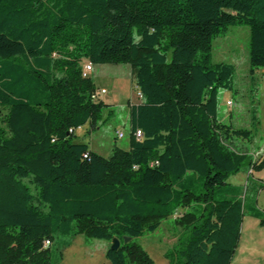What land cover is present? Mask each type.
<instances>
[{
	"label": "trees",
	"instance_id": "obj_1",
	"mask_svg": "<svg viewBox=\"0 0 264 264\" xmlns=\"http://www.w3.org/2000/svg\"><path fill=\"white\" fill-rule=\"evenodd\" d=\"M237 24L264 69V0H0V264H58L80 234L118 238L110 264H155L136 239L181 208L170 264L231 263L246 208L262 212L228 179L264 166L236 144L253 131L219 115L235 68L212 62L213 40ZM87 61L130 65L141 94L129 148L107 157L75 140L113 111Z\"/></svg>",
	"mask_w": 264,
	"mask_h": 264
},
{
	"label": "rangeland",
	"instance_id": "obj_2",
	"mask_svg": "<svg viewBox=\"0 0 264 264\" xmlns=\"http://www.w3.org/2000/svg\"><path fill=\"white\" fill-rule=\"evenodd\" d=\"M211 53L213 63L225 62L235 68L233 89L221 90L219 93V115L234 128L253 131L251 141L238 139L236 144L243 152L259 160L264 157V69H256L254 73L251 71L250 26L230 25L223 35L213 40ZM113 72L115 74H112ZM116 75L128 79L130 75L132 78L133 71L128 64H94L91 77L97 87L107 90L102 95L103 100L111 103L116 95L118 103L113 106L112 113L104 109L96 127L92 128L89 121L75 131L76 141L91 140L96 151L106 157L111 155L115 146L129 148L131 137L129 103L127 98H124V89L114 88ZM129 91L132 96L129 101L139 103L140 92H135L133 85ZM229 100L232 101L231 105L227 103ZM254 109L259 117L256 127L252 123ZM7 113L8 109L0 107L2 129H7ZM118 131H123L124 137L119 138ZM228 180L232 184L243 185L247 204L262 212L261 217H256L246 208L239 241L230 264H264V166L255 169L244 168L230 175ZM184 211L183 208L179 209L174 216L163 220L157 231L136 239L155 264H170L166 253L179 245L180 239L185 236V229L175 222L183 216ZM111 244L105 239L90 238L86 234L77 235L71 245L63 250L62 259L58 264H110L105 253ZM49 245L53 246L51 243Z\"/></svg>",
	"mask_w": 264,
	"mask_h": 264
},
{
	"label": "crops",
	"instance_id": "obj_3",
	"mask_svg": "<svg viewBox=\"0 0 264 264\" xmlns=\"http://www.w3.org/2000/svg\"><path fill=\"white\" fill-rule=\"evenodd\" d=\"M103 65V64H101ZM112 74H115V72H113ZM131 74V73H130ZM117 77L115 78L114 80V88L116 90H120V89H124V98H127V101L129 102V99L132 97L131 96V92L129 91V89L132 90V78H131V75H130V78H126V77H121L122 75H116ZM96 84V83H95ZM97 87V86H96ZM104 88V87H102ZM102 88H99L97 87V89H102ZM105 89V88H104ZM101 99L103 100L102 96H101ZM114 101H112L111 103L109 104H112L113 106L116 105L118 103V98L117 96L115 95L114 98H113ZM104 101V100H103ZM83 129V128H81ZM83 142H86L85 140ZM90 144V148L97 152L96 149L94 148L93 146V143L91 140L88 141ZM99 153V152H98Z\"/></svg>",
	"mask_w": 264,
	"mask_h": 264
},
{
	"label": "built area",
	"instance_id": "obj_4",
	"mask_svg": "<svg viewBox=\"0 0 264 264\" xmlns=\"http://www.w3.org/2000/svg\"><path fill=\"white\" fill-rule=\"evenodd\" d=\"M93 68H94V64H93L92 62H88V61L85 62V63L83 64V67H82L83 75H84V76H88V75H90L91 72H92V70H93ZM106 92H107V90L104 89V88H102V89H97L96 92L93 94V98L97 100L99 97H101V96H102L103 94H105ZM140 95H141V94H140ZM227 103H228V105H231V104H232V101L229 100ZM117 135H118L119 138H122V137H124V132H123V131H118ZM135 136H136L137 138H141V137L143 136L142 131H141V130H138V131L136 132ZM50 243H51L50 240H46V241H45V245H46V246H48Z\"/></svg>",
	"mask_w": 264,
	"mask_h": 264
},
{
	"label": "water",
	"instance_id": "obj_5",
	"mask_svg": "<svg viewBox=\"0 0 264 264\" xmlns=\"http://www.w3.org/2000/svg\"><path fill=\"white\" fill-rule=\"evenodd\" d=\"M130 240V238H126L125 241L128 242ZM120 248V240L118 238H114L112 241V244L110 246L111 250H118Z\"/></svg>",
	"mask_w": 264,
	"mask_h": 264
}]
</instances>
